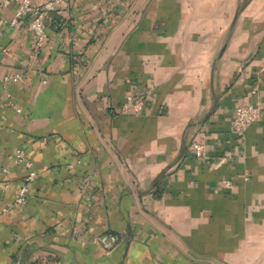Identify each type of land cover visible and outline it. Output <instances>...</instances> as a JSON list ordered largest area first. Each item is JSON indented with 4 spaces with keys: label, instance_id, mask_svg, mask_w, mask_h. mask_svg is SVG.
<instances>
[{
    "label": "crops",
    "instance_id": "crops-1",
    "mask_svg": "<svg viewBox=\"0 0 264 264\" xmlns=\"http://www.w3.org/2000/svg\"><path fill=\"white\" fill-rule=\"evenodd\" d=\"M16 10L0 1V264H264V0H66L35 55ZM242 101L262 111L238 131Z\"/></svg>",
    "mask_w": 264,
    "mask_h": 264
},
{
    "label": "built area",
    "instance_id": "built-area-1",
    "mask_svg": "<svg viewBox=\"0 0 264 264\" xmlns=\"http://www.w3.org/2000/svg\"><path fill=\"white\" fill-rule=\"evenodd\" d=\"M5 6H8L14 2L17 3V10L12 22L17 23L22 18H28L31 29L34 33V49L33 54H37L44 46L47 38L46 20L50 15V12L57 6V4L66 0H45L42 3H33V0H0ZM21 72H10L4 76V80H19L22 78ZM134 101V97L128 95L127 102L124 104V109H128L131 103ZM12 104H15L13 100H10ZM142 101H138L135 107L138 109L141 107ZM20 111L21 107L16 106ZM262 105L260 103L254 104L248 101L240 102L234 112L233 128L238 131L245 130L251 123L258 120L261 116ZM192 148L196 151L197 155H202L206 149L205 144L199 140H194L191 143ZM16 161L24 162L27 172L24 180L19 187V190L15 196V203L18 205H24L28 201L29 186L30 183L38 176V171L34 168L33 161L26 155L24 148L19 147L16 150ZM223 187H233L234 182L231 179H223L221 181ZM119 236L113 232H105L94 237V241L100 244L105 250L110 251L118 243Z\"/></svg>",
    "mask_w": 264,
    "mask_h": 264
}]
</instances>
